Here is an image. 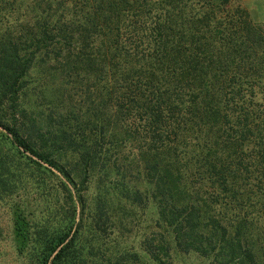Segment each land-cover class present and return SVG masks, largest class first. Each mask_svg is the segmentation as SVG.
Wrapping results in <instances>:
<instances>
[{
	"label": "trees",
	"instance_id": "1",
	"mask_svg": "<svg viewBox=\"0 0 264 264\" xmlns=\"http://www.w3.org/2000/svg\"><path fill=\"white\" fill-rule=\"evenodd\" d=\"M40 189L33 264H264V25L238 0H0V201ZM139 211L141 247L95 248Z\"/></svg>",
	"mask_w": 264,
	"mask_h": 264
},
{
	"label": "rangeland",
	"instance_id": "2",
	"mask_svg": "<svg viewBox=\"0 0 264 264\" xmlns=\"http://www.w3.org/2000/svg\"><path fill=\"white\" fill-rule=\"evenodd\" d=\"M238 1L248 9L256 21L264 25V0ZM45 83V94L47 92V97L52 99L53 94L50 91L53 88L52 80L46 79ZM69 92L71 96L67 98V104H70V101L73 104H76V102L86 99L85 96L81 98L76 94L73 95L71 88ZM11 150L15 153L12 163L23 168L24 177L25 175H29L28 173L38 175V172H36V169L33 166L32 169L28 167V165L32 164L27 160L26 154H20L13 148H11ZM44 180L46 184H48V182L49 184H57V182H55L54 179H51L48 174L44 177ZM36 191L38 194L30 195V197L26 198V201H24L23 198L19 199V196L17 197L15 194L10 200L0 201V264H33V262H29L19 255L21 246L19 245L20 243L17 240V236L20 232L24 235H31L35 230L34 223L37 221L42 222L44 220L43 216H46L49 213V210L55 205L53 199L48 201V197L45 198L44 195L40 196L41 189ZM18 192H21V190L17 191V193ZM90 192L93 193V187L90 188ZM20 216H23L22 218L25 223L19 222L18 219ZM51 217L55 219L53 215H51ZM152 217V211L147 213L139 211L131 222H125L124 226H115V230L110 235H102L100 238L96 237L92 240V243L94 242L96 246L95 248L99 246L105 253L113 252L114 254L123 255L125 251L136 250L142 245L143 235L146 232H149L148 225H150ZM32 221L35 222L31 224ZM56 222L57 220L55 219L52 224H55ZM84 235L83 238L85 239L87 236H91V232L86 231L84 232ZM120 261L121 264H135V262L130 261L128 256L122 257ZM170 263L208 264L207 260L194 253L184 254L175 251H171Z\"/></svg>",
	"mask_w": 264,
	"mask_h": 264
}]
</instances>
